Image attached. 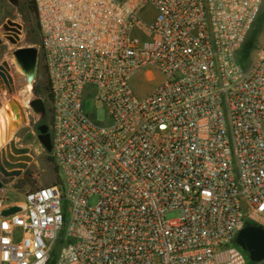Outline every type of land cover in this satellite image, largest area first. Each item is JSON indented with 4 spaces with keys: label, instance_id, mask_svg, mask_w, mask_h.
Here are the masks:
<instances>
[{
    "label": "built area",
    "instance_id": "1",
    "mask_svg": "<svg viewBox=\"0 0 264 264\" xmlns=\"http://www.w3.org/2000/svg\"><path fill=\"white\" fill-rule=\"evenodd\" d=\"M34 2L58 181L1 182L0 264H264V0Z\"/></svg>",
    "mask_w": 264,
    "mask_h": 264
},
{
    "label": "water",
    "instance_id": "2",
    "mask_svg": "<svg viewBox=\"0 0 264 264\" xmlns=\"http://www.w3.org/2000/svg\"><path fill=\"white\" fill-rule=\"evenodd\" d=\"M16 3L17 0H9ZM6 38L13 44H17L20 40V32L22 25L8 18L2 25ZM3 38L0 36V44ZM40 48L37 45H17L12 50V58H10V70L8 61L0 64V108L3 104L7 105L4 113L13 117L12 120L6 122L5 128V144L0 148V172L4 176H13L21 174L22 170L27 166L28 162L33 158L29 146H18L15 139L11 138V134L19 125L26 120L27 112L37 115L41 121L45 120L47 111L45 100L41 95L34 94L29 97L23 104L12 97L16 90H21L30 85L27 91L32 92L33 83L36 79ZM16 67L20 70L17 71ZM10 95L7 103H3L4 94ZM4 113L0 112V120ZM37 138L40 144L50 152L51 138L49 132V124L40 122L37 124ZM1 186V180H0ZM20 206L11 205L3 209L2 214L7 215L18 211ZM236 243L246 252L249 260L259 261L264 258V228L256 224H246L237 234Z\"/></svg>",
    "mask_w": 264,
    "mask_h": 264
},
{
    "label": "rangeland",
    "instance_id": "3",
    "mask_svg": "<svg viewBox=\"0 0 264 264\" xmlns=\"http://www.w3.org/2000/svg\"><path fill=\"white\" fill-rule=\"evenodd\" d=\"M22 0H17L16 3H12L9 0H0V36L3 38V42L0 44V64L3 61H8L10 70L13 73L10 58H12V50L17 45H37L40 44V37L36 28V15L31 14V22H28L25 12L21 5ZM13 19L22 25L20 32V40L17 44L10 42L6 38L3 30V23L8 19ZM30 21V20H29ZM29 23H33L35 26V31L30 33ZM264 34V5L262 7L261 14L250 34L248 43L251 47L255 46L262 40ZM17 71L20 70L16 67ZM160 76L155 78H150L145 72H140L136 74L132 80L131 85L133 90L138 96H144L151 92ZM47 90V79L46 74L42 66L41 57L39 54L38 69L36 79L33 83L32 92L27 91L28 95H20V99L27 100L34 94L44 95ZM4 99L10 95L3 92ZM13 96V95H11ZM17 99V98H16ZM6 101V100H5ZM7 103V102H6ZM25 104L26 102L23 101ZM85 106L87 110H93L95 108V103L90 97L85 100ZM96 118L99 120L105 119V111L102 108L96 109ZM45 121L48 123V114L46 115ZM41 119L34 114L27 113L26 120L23 121L19 127L11 134V138H14L18 146H29L31 149V154L33 158L28 162L27 166L22 170L21 174L13 176H4L0 172V180L8 186L9 197L11 199H20L25 192L35 188L36 186L54 183L58 181V172L55 167L53 159H50V152L40 144L37 138V124H39ZM6 141L0 143V148L4 146ZM95 197L90 198V203H94ZM177 211H169L165 215L167 218H172L177 216ZM54 255L52 256V260Z\"/></svg>",
    "mask_w": 264,
    "mask_h": 264
},
{
    "label": "trees",
    "instance_id": "4",
    "mask_svg": "<svg viewBox=\"0 0 264 264\" xmlns=\"http://www.w3.org/2000/svg\"><path fill=\"white\" fill-rule=\"evenodd\" d=\"M21 5H22V9L26 13L25 16L27 17L28 22H31L32 16H30V15L33 13H35V15H36L34 0H22ZM36 28H37V22H36ZM29 29H30V33H33L35 31V26L33 25V23H29ZM37 31H38V29H37ZM250 47H251L250 44L247 42L245 44V46L243 47V52L247 53L249 51ZM42 122H46V121L43 120ZM49 157H50V159H53L51 154Z\"/></svg>",
    "mask_w": 264,
    "mask_h": 264
},
{
    "label": "bare ground",
    "instance_id": "5",
    "mask_svg": "<svg viewBox=\"0 0 264 264\" xmlns=\"http://www.w3.org/2000/svg\"><path fill=\"white\" fill-rule=\"evenodd\" d=\"M7 66L9 67V65H7ZM29 88H30V85L26 86L25 89L27 90ZM23 101L25 102V100H23ZM5 107H7V105L3 104L2 107L0 108V112L2 111L4 113ZM10 120H12V116H10L8 114L4 113V115L1 117V120H0V143H3L4 141H6L5 136H4L5 135L6 122L10 121Z\"/></svg>",
    "mask_w": 264,
    "mask_h": 264
},
{
    "label": "crops",
    "instance_id": "6",
    "mask_svg": "<svg viewBox=\"0 0 264 264\" xmlns=\"http://www.w3.org/2000/svg\"><path fill=\"white\" fill-rule=\"evenodd\" d=\"M20 95H26V96H27V95H28L27 90H26L25 88H22L20 91H19V90H16V91H15V94L12 96V97H14V98H17V100H19L21 103H23V102H22V99H20V97H18V96H20ZM8 98H9V96L6 97L5 100L8 101ZM5 100H3V103L6 102ZM23 106L25 107V104H24V103H23ZM12 119H13V117H12Z\"/></svg>",
    "mask_w": 264,
    "mask_h": 264
}]
</instances>
